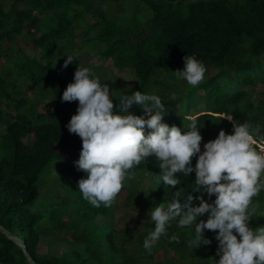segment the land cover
<instances>
[{
    "label": "trees",
    "instance_id": "obj_1",
    "mask_svg": "<svg viewBox=\"0 0 264 264\" xmlns=\"http://www.w3.org/2000/svg\"><path fill=\"white\" fill-rule=\"evenodd\" d=\"M111 1L117 0H10L7 6L0 0V122L4 126L0 133V225L24 243L34 261L30 263L23 247L0 230V264H166L153 261L163 245L161 239L181 253L178 264L192 262L185 260V255L191 250L188 241L194 237L195 225L178 228L173 222L168 235L161 237L149 253L143 242L154 229V222L147 221L146 230L136 240L127 241L126 230L116 229L109 217L115 203L110 208L93 207L71 176H63L61 163L82 177L88 175L75 164L82 140L67 128L77 114L78 101H62L70 83L67 73L74 79L77 68L85 67L73 52L76 42L88 50L100 44L95 51L103 59H111L118 68L133 69L135 85L125 93L111 92L115 114H120L122 95L141 91L161 98L162 123L170 127L189 131L188 118L198 117L202 142L207 135L206 124L219 128L226 120L221 130L234 134L233 122L221 120L222 114H231L237 123L259 125L264 135V99L251 101L257 80L264 82V0H127L120 11L112 12L113 16L108 10ZM141 5L147 9L146 15ZM126 8L131 12L126 13ZM77 26L81 29L78 39ZM20 33L29 39L15 42ZM68 55L75 59L65 68ZM186 56H194L206 67L205 80L197 87L184 88L180 84L183 79L174 74L184 69ZM156 70L163 75L160 77ZM35 90L43 94L35 96ZM46 92L52 99L44 95ZM201 101L204 109L189 114V109ZM127 114L149 118L137 104ZM221 130L216 129L215 139ZM149 131L145 127V133ZM198 155L192 159L193 168ZM55 165L65 192L55 193L57 197L52 199L49 189L42 193V184L53 182L50 172ZM132 171L135 175L121 191V204L134 212L151 213L164 199L172 202L176 191L185 195L181 202L188 194H203L192 192L195 172L177 174L181 183L176 188L165 186L155 157ZM141 172L152 182L144 183ZM210 199L214 202L215 196ZM253 203L257 208L249 226L264 227V189ZM198 204L195 200L193 206ZM99 215L106 219L98 221ZM203 217L208 218L207 214ZM78 226L83 229L78 231ZM63 228L71 229L73 237L67 249L59 253L38 251L41 240L51 244L54 240H47V236ZM173 235L179 237V243L171 241ZM216 235L204 232L211 240L206 246L211 264L220 258ZM200 263L209 264L205 259Z\"/></svg>",
    "mask_w": 264,
    "mask_h": 264
},
{
    "label": "clouds",
    "instance_id": "obj_2",
    "mask_svg": "<svg viewBox=\"0 0 264 264\" xmlns=\"http://www.w3.org/2000/svg\"><path fill=\"white\" fill-rule=\"evenodd\" d=\"M74 59L68 55L63 66L67 68ZM205 73V65L194 56L184 57V69L174 72L192 87L204 82ZM62 101H78L77 114L67 128L82 140L75 164L88 175L78 181V188L93 207L110 208L126 181L135 175L132 170L149 157L158 161L165 186L176 188L181 183L177 174L189 176L195 172L192 192L215 196L209 203L202 194H188L181 202L185 195L176 191L166 207L163 203L154 207L150 218L155 227L143 242L147 252L151 253L176 222L178 228L195 225L194 237L188 241L192 250L211 244L205 230L217 233V264H264V227L249 226L257 208L253 200L264 189V135L259 125L237 123L231 114H222L221 120L233 122L234 134L221 130L216 139L204 144L201 153L203 137L197 128L198 117L188 118L189 131L170 127L162 123L161 98L141 91L122 95L120 114H115L109 86L102 84L90 68L81 66L75 71L74 82L64 90ZM133 104L140 105L149 118L127 114ZM145 127L150 129L147 134ZM197 155L193 168L192 159ZM195 200H199L198 206H193ZM206 214V221L197 222ZM171 241L179 243V237L173 235Z\"/></svg>",
    "mask_w": 264,
    "mask_h": 264
},
{
    "label": "rangeland",
    "instance_id": "obj_3",
    "mask_svg": "<svg viewBox=\"0 0 264 264\" xmlns=\"http://www.w3.org/2000/svg\"><path fill=\"white\" fill-rule=\"evenodd\" d=\"M123 2H127V0H117V1H111L108 5V10L111 11V15L113 16L112 12L113 11H120L123 5ZM5 5L7 6L10 3V0H4ZM140 9L143 12V15L147 14V9L143 5L140 6ZM126 13H130L131 9L126 8L125 9ZM81 33V29L79 26L76 27V38L78 39ZM24 39H29V36L26 35L25 33H20L16 35L15 42H20ZM14 42V40H13ZM10 42H6V45H8ZM95 47L99 48L100 44H97ZM95 50H88L86 47L82 46L80 47L79 44L76 42L74 45L73 52H77V61L85 66L90 68L95 76L99 77L100 81L102 83H106L109 86L110 91L113 94H121L125 93L128 90H130L136 83L137 79L134 74V71L132 68L129 67H123V68H118L116 67L112 62L111 59H103ZM62 55H64V52H61ZM214 69H210L209 73L213 72ZM156 74H158L160 77L163 75L161 71L156 70ZM67 77L70 83L74 82V79L67 73ZM11 82V79H10ZM184 88L186 85H189L185 80H182L180 82ZM245 89H250V86H244ZM175 90H178L177 88H174ZM199 93H201V90H198ZM40 91L35 90L34 95L35 96H41ZM46 97L52 99L51 93L46 92ZM259 99H264V82L261 80H257L255 85L252 88V94H251V101L256 102ZM114 103V102H113ZM204 109V103L203 101L197 102L196 105L192 106L189 109V114L196 113L200 110ZM226 127V120L222 122L220 127L215 128L211 126L210 124H206V139L201 143V151H204V144L207 142L214 140L215 139V132L216 129L221 130ZM4 130L3 124L0 122V133ZM63 164L62 170H63V176L66 177L68 175L71 176V181H73L75 184L78 185V181L80 179H86L87 177H82V175L75 173L73 170H70L69 168H65ZM57 165H55L51 172L50 175L54 177L53 182L50 180H47L42 184V193L46 190L49 189V197L52 199H55L57 195L55 193H58V195H61L62 193L65 192L64 189V180L60 179V177L57 175ZM142 177V181L146 184H148L151 181V178L149 177L148 174L141 172L140 173ZM133 181L131 178L130 180L128 179V182ZM203 198L209 202L213 203V200H211L206 193H203ZM124 198V192H121L115 202V207L112 209L109 217L112 219L114 227L116 229H122L124 228L126 230V240L131 241V240H136L137 236L139 233H142L146 230V222L151 220L150 216L151 213L147 211H132L130 209L125 208L122 206V200ZM164 204L166 207L167 204L171 203L169 199H164L161 204ZM199 205V204H198ZM197 205V206H198ZM98 221H104L106 218L102 217L101 215L97 216L96 218ZM201 220L206 219L203 217ZM83 229L82 226H78L77 230L81 231ZM153 229H151L152 231ZM66 238L67 240H63V238ZM72 235H71V229L63 228L61 231H59L57 234L55 233H50L49 236H47V240H54L51 244L46 243L44 240H41L38 244V251L45 252V251H51L52 253H59L65 249H67L72 240ZM206 238V237H205ZM43 239V238H42ZM46 239V238H45ZM161 248L158 249V252L153 258V261H160L162 263H168L171 262V264H178L180 262L179 256L181 253L177 250H173L172 248L168 247L166 245V242L161 239ZM131 247V243H129ZM207 245H201L197 248H194L193 250H189V253H186V250L183 251V254L186 253L185 260L191 259L192 262H189L187 264H204L200 263L203 261V259L207 260L209 264H211V259L209 258V254L206 250ZM219 249V248H218ZM217 249V251H218Z\"/></svg>",
    "mask_w": 264,
    "mask_h": 264
},
{
    "label": "water",
    "instance_id": "obj_4",
    "mask_svg": "<svg viewBox=\"0 0 264 264\" xmlns=\"http://www.w3.org/2000/svg\"><path fill=\"white\" fill-rule=\"evenodd\" d=\"M0 230H2V231H3L4 233H6L9 237H11L15 242H17L18 244H20V245L23 247V250H24V253H25L26 257H27V260H28L30 263H34V261H33L31 255H30V253L27 252V251L25 250V245H24V243H23L21 240H19V239L16 238L15 236H13L11 233H9V232H8L4 227H2L1 225H0ZM35 264H40V263H35Z\"/></svg>",
    "mask_w": 264,
    "mask_h": 264
},
{
    "label": "built area",
    "instance_id": "obj_5",
    "mask_svg": "<svg viewBox=\"0 0 264 264\" xmlns=\"http://www.w3.org/2000/svg\"><path fill=\"white\" fill-rule=\"evenodd\" d=\"M259 150V149H258Z\"/></svg>",
    "mask_w": 264,
    "mask_h": 264
}]
</instances>
